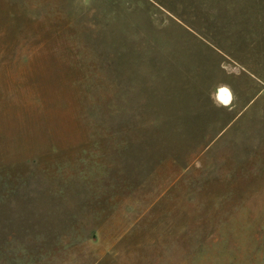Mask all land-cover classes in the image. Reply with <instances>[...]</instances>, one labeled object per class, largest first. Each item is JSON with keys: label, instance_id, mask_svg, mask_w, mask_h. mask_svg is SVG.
Returning <instances> with one entry per match:
<instances>
[{"label": "rangeland", "instance_id": "rangeland-1", "mask_svg": "<svg viewBox=\"0 0 264 264\" xmlns=\"http://www.w3.org/2000/svg\"><path fill=\"white\" fill-rule=\"evenodd\" d=\"M0 264H264V0H0Z\"/></svg>", "mask_w": 264, "mask_h": 264}, {"label": "bare ground", "instance_id": "bare-ground-1", "mask_svg": "<svg viewBox=\"0 0 264 264\" xmlns=\"http://www.w3.org/2000/svg\"><path fill=\"white\" fill-rule=\"evenodd\" d=\"M219 98L225 102L228 103L231 100V93L229 91L224 92L223 90L220 91Z\"/></svg>", "mask_w": 264, "mask_h": 264}]
</instances>
